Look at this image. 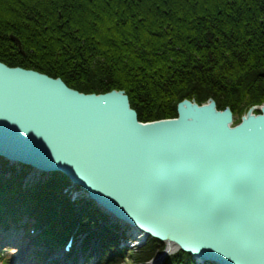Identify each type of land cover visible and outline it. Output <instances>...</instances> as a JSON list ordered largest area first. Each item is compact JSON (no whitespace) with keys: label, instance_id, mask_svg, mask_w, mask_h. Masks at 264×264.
<instances>
[{"label":"water","instance_id":"1","mask_svg":"<svg viewBox=\"0 0 264 264\" xmlns=\"http://www.w3.org/2000/svg\"><path fill=\"white\" fill-rule=\"evenodd\" d=\"M177 113L141 122L122 90L87 94L0 62V155L65 174L164 242L152 264L177 250L213 264H264V106L237 125L214 100L184 99Z\"/></svg>","mask_w":264,"mask_h":264},{"label":"trees","instance_id":"2","mask_svg":"<svg viewBox=\"0 0 264 264\" xmlns=\"http://www.w3.org/2000/svg\"><path fill=\"white\" fill-rule=\"evenodd\" d=\"M0 61L85 93L124 90L142 122L177 117L184 99L212 98L242 115L264 103V0H0ZM68 184L57 173L38 183L46 190L37 195L60 206L42 205L49 218L66 215L74 225L77 211L62 193ZM83 212L85 232L105 219ZM163 247L151 239L132 256L143 263ZM168 259L197 264L183 252Z\"/></svg>","mask_w":264,"mask_h":264},{"label":"rangeland","instance_id":"3","mask_svg":"<svg viewBox=\"0 0 264 264\" xmlns=\"http://www.w3.org/2000/svg\"><path fill=\"white\" fill-rule=\"evenodd\" d=\"M255 112V111H254ZM243 115V114H242ZM241 115H235L234 119H240ZM28 218L25 216V220H27ZM113 229H115L113 227ZM99 230V228L97 229ZM116 230V229H115ZM128 230V229H127ZM85 231V230H84ZM120 231V230H118ZM90 235L86 236V240L87 238L89 237ZM15 240H17L18 242L16 241H12V240H8V239H0V261H2L3 263L4 262H7V263H10V264H14L16 263L18 260H22V261H26L27 264H40L41 263V260L39 257H36L34 258V256H32V248H31V245L29 244L28 241H24V240H21L20 238H17V237H14ZM80 239V237H79ZM82 239V237H81ZM80 239V240H81ZM85 239V238H84ZM83 239V240H84ZM3 240V241H2ZM87 242V241H86ZM89 244L93 247V245L95 244V242L93 241V239H90V241H88ZM19 244L18 246L16 245H13V244ZM79 243V241H78ZM129 245H131V242L128 243ZM75 248L77 247L78 248V244L76 242V245H74ZM107 247H113V245H109ZM120 247V246H118ZM123 248V247H121ZM120 248V249H121ZM114 248H111V250H113ZM117 249V248H116ZM131 249V248H128L126 250H124V252H122V254L119 255V262L118 263H115L114 261L111 262L112 264H138L137 262H135L133 256H132V252H129L128 250ZM23 250V251H22ZM94 251V250H93ZM108 251V250H106ZM118 251V250H116ZM22 252V253H21ZM96 255H99L101 256L100 257V261L97 259H95V256H94V253L92 252V250H89L88 251V255L82 259H84V264H104L105 263V259L103 260L105 253L102 252L101 254V251L98 252H95ZM82 257V256H81ZM109 257H112V256H108L107 259H109ZM54 260L53 258H56L57 262H54V261H51L53 264H59V262H61V260L63 259V254L62 252H58L56 254H52V255H49L46 259H44L43 261L44 262H47L46 260ZM170 258V257H169ZM4 259V260H3ZM71 259V258H70ZM69 259V260H70ZM169 259H165V263L168 262ZM68 262V260H65V262ZM30 262V263H29ZM107 264V263H106Z\"/></svg>","mask_w":264,"mask_h":264},{"label":"bare ground","instance_id":"4","mask_svg":"<svg viewBox=\"0 0 264 264\" xmlns=\"http://www.w3.org/2000/svg\"><path fill=\"white\" fill-rule=\"evenodd\" d=\"M258 106H264V103L263 104H260V105H258ZM229 109H230V111H231V114H232V116H233V119H234V117H235V115L233 114V110H231V108L230 107H228ZM251 109H250V107L243 113V115L244 116H246L248 113H251V114H254V115H257L258 113H257V110L256 109H254V111L252 112V111H250ZM250 111V112H249ZM243 116V117H244Z\"/></svg>","mask_w":264,"mask_h":264}]
</instances>
